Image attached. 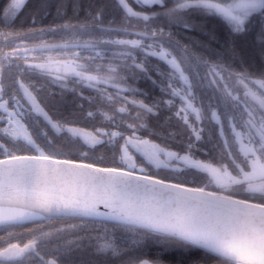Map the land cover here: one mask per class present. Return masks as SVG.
I'll list each match as a JSON object with an SVG mask.
<instances>
[{
    "label": "snow or ice",
    "instance_id": "snow-or-ice-1",
    "mask_svg": "<svg viewBox=\"0 0 264 264\" xmlns=\"http://www.w3.org/2000/svg\"><path fill=\"white\" fill-rule=\"evenodd\" d=\"M25 7L0 2V264H185L193 251L188 264H264V66L235 43L258 26L264 60V0H117L119 26L97 0H58L63 23L17 28ZM193 16L223 22L222 50L176 38ZM34 76L91 90L86 115L103 126L55 118ZM173 108L191 134L181 150L160 120Z\"/></svg>",
    "mask_w": 264,
    "mask_h": 264
},
{
    "label": "trees",
    "instance_id": "trees-1",
    "mask_svg": "<svg viewBox=\"0 0 264 264\" xmlns=\"http://www.w3.org/2000/svg\"><path fill=\"white\" fill-rule=\"evenodd\" d=\"M2 2V0H0ZM45 0H26V7L19 13L15 26L17 28H33L38 25H50L52 23H63V19L58 18L56 15V3L58 0H46L47 7H43ZM98 3L107 5V13L105 15V23L109 21H115L116 25L122 23V13L116 7L114 0H97ZM85 5L89 3V0H82ZM84 12H80V16L83 17ZM68 16H72L71 8L68 10ZM35 18L38 23H33ZM68 17H64L66 19ZM19 19V20H18ZM160 23V22H158ZM166 23V22H164ZM190 27L184 28L181 26H174L172 31L177 39L183 44H188L190 47L197 51H215L222 50L226 40L229 39L227 35V28L221 20L215 17L201 18L199 16H193L189 20ZM167 30V28H166ZM258 26L246 35L238 36L235 38V43L240 48L241 53L246 61L250 70L259 71L264 66V60L260 56V43L258 38ZM215 37V38H213ZM147 93V92H146ZM148 94V93H147ZM95 119H99L97 116ZM207 129V127H206ZM207 138V131L204 133ZM3 233H0L2 235ZM159 249L155 246H150L144 249L143 256L141 258H152L156 256ZM201 253L199 251H193L183 256L185 264L189 261L199 257ZM179 257L178 253L170 252L165 259L169 264H175V260Z\"/></svg>",
    "mask_w": 264,
    "mask_h": 264
},
{
    "label": "flooded vegetation",
    "instance_id": "flooded-vegetation-1",
    "mask_svg": "<svg viewBox=\"0 0 264 264\" xmlns=\"http://www.w3.org/2000/svg\"><path fill=\"white\" fill-rule=\"evenodd\" d=\"M19 20V19H18ZM17 21V20H16ZM37 27H40L38 25ZM156 64L155 60L149 61V67H152ZM155 78V76H153ZM33 80H35L38 84L42 86V90L40 92V100L41 96L49 95V92L54 91L55 95L50 96L53 99L52 103H49L50 114H53L55 118L65 119L69 121H77L79 123L80 127L88 128L93 124H96V126H103L97 121H92L93 119L87 117V112L91 111L92 108L89 105L88 100L86 99L88 96L95 95L91 90L89 89H79V91H83V95L85 98H80L78 92H72L70 89L68 90H62L61 88L51 84L50 79L48 78H41L39 76L32 77ZM134 86L143 92H147L149 98L153 96H157L159 93L158 87H153L150 80H148L145 77H141L137 81L134 82ZM143 98V97H141ZM43 104V103H42ZM62 104V106H61ZM81 105L83 107H81ZM179 106V102L177 101V107ZM81 113V115L79 114ZM171 117V119L168 121V127L167 130H171L175 132V135L170 137L166 142L174 146L177 150L183 149L187 143L191 142L189 140L190 135L183 134V129L187 128L186 125H184L183 121L181 119L176 118L172 112L164 111L161 116L160 120H164L165 118ZM203 126V125H202ZM185 142H184V141ZM187 142V143H186ZM205 145L203 143L197 142L194 145V151L196 152V155L198 157H202V153L200 151H196V149H204ZM80 151H87V149H81ZM100 149H97L96 155L99 156L101 154Z\"/></svg>",
    "mask_w": 264,
    "mask_h": 264
}]
</instances>
